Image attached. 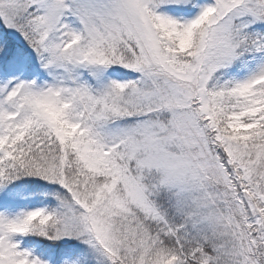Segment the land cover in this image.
Wrapping results in <instances>:
<instances>
[{"label":"snow or ice","instance_id":"6c2138e0","mask_svg":"<svg viewBox=\"0 0 264 264\" xmlns=\"http://www.w3.org/2000/svg\"><path fill=\"white\" fill-rule=\"evenodd\" d=\"M0 264H264V0H0Z\"/></svg>","mask_w":264,"mask_h":264}]
</instances>
